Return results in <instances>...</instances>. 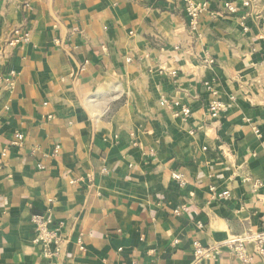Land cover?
I'll return each instance as SVG.
<instances>
[{
  "label": "crops",
  "instance_id": "1",
  "mask_svg": "<svg viewBox=\"0 0 264 264\" xmlns=\"http://www.w3.org/2000/svg\"><path fill=\"white\" fill-rule=\"evenodd\" d=\"M198 1L215 14L194 33L182 0L1 4L0 264H196L195 243L199 264H264L227 246L264 235V0ZM33 215L61 226L58 259Z\"/></svg>",
  "mask_w": 264,
  "mask_h": 264
},
{
  "label": "built area",
  "instance_id": "2",
  "mask_svg": "<svg viewBox=\"0 0 264 264\" xmlns=\"http://www.w3.org/2000/svg\"><path fill=\"white\" fill-rule=\"evenodd\" d=\"M12 0H0V6L2 3H6ZM255 0H240L239 3L233 1H227L224 3L222 10L225 14H237L242 10L249 9ZM185 5V13L188 18L190 30L194 33L197 31L199 26V20L204 14H215L212 11V7L209 3L205 1L198 0H182ZM30 41V32L26 29H15L7 42L9 47H16L20 44H26ZM131 61V59H129ZM214 61L213 59H208L207 63L210 65ZM177 73H173L172 77L176 78ZM15 84V72H10V76L5 78H0V87L12 89ZM161 104H166L163 101ZM223 108L220 102L213 103L210 107V115L212 118H217L219 111ZM182 115L185 119L191 117V110L188 107L182 109ZM259 134V131L256 130ZM25 141V136L22 133H17L15 140L13 142L16 146H22ZM60 151V146H56L54 154L57 155ZM173 180L181 188L185 186L184 176L182 174L173 173ZM260 186V184L258 185ZM230 192L225 191L218 194V198L224 199L229 198ZM178 214L179 211L177 210ZM35 228V238L34 244L40 248L42 256L46 259H58L62 252V236H61V226L54 225L53 219L48 215H33L31 219ZM254 242L256 243L255 252L260 257L264 259V235H249L248 237L238 238L237 240L229 243L227 246L230 251L236 255L240 260L245 263H250L251 257L247 255L246 244ZM176 243H179L176 241ZM83 250L84 248L81 247ZM210 253V250L203 247L200 243L194 244V257L196 259V264H199L204 258H206Z\"/></svg>",
  "mask_w": 264,
  "mask_h": 264
}]
</instances>
